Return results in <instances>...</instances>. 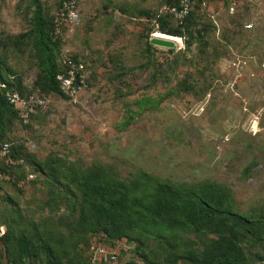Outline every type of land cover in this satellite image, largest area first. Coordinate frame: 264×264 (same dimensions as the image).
Masks as SVG:
<instances>
[{
	"label": "rangeland",
	"instance_id": "obj_1",
	"mask_svg": "<svg viewBox=\"0 0 264 264\" xmlns=\"http://www.w3.org/2000/svg\"><path fill=\"white\" fill-rule=\"evenodd\" d=\"M40 1L52 15L57 0ZM163 4L81 0L74 30L61 50L69 47L87 61L88 86L77 102L42 94L44 106L28 121L15 123L8 138L22 145L30 161L55 158L76 167L98 161L122 175L144 169L173 181L210 178L230 186L240 211L264 208V0H238L234 11L222 0H202L199 15L214 25L207 35L210 44L197 40L183 51L184 39L157 31L153 36L175 46H155L147 56V32L156 29ZM25 6L23 0H0V55L28 90L37 72L35 60L27 49L7 43L29 27ZM235 12L242 25L231 22ZM183 79L189 89L170 93ZM146 97L162 99L151 107L134 104ZM29 160L26 168L35 172ZM51 189L43 174L22 188L1 180L0 222L9 224L16 211L41 225L54 221L64 231L60 220L67 223L70 212L66 201L47 206ZM95 243L108 241L98 234L88 241ZM81 247L87 255L89 249ZM114 247L117 258L111 264H145L132 241L121 239ZM5 258L2 254L0 264L7 263Z\"/></svg>",
	"mask_w": 264,
	"mask_h": 264
},
{
	"label": "trees",
	"instance_id": "obj_2",
	"mask_svg": "<svg viewBox=\"0 0 264 264\" xmlns=\"http://www.w3.org/2000/svg\"><path fill=\"white\" fill-rule=\"evenodd\" d=\"M23 1L26 3L24 12L29 14V27L9 37L7 43L21 52L27 49L35 60L37 72L32 87L27 90L21 76L10 67L6 57L0 55V144L10 142L11 155L24 158L16 178L7 182L16 186L28 173L34 174L28 182H34L37 174L45 175L47 183L53 186L47 206L52 208L56 206L52 203L66 201L70 215L67 223L60 220L65 227L60 231L54 221L41 225L24 220L21 213L13 211L9 224L0 222V261L5 254L6 264H91L89 251L85 255L81 244L90 250L89 238L101 234L108 245H115L121 239L135 243V252L145 264H261L257 262L264 258V208L240 211L226 183L210 178L173 181L144 169L122 175L111 164L98 161L77 167L55 158L30 161L31 155L21 144H12L9 133L15 123L24 119L8 103L5 91L15 89L22 95L39 97L54 93L68 99L56 79L58 73L65 71V66L60 61L62 41L51 35L53 13L46 12L40 0ZM62 1L57 0L56 7ZM177 1L162 0L164 4H177ZM222 1L228 9V0ZM201 3L202 0H194L181 22L160 9L156 29L147 32L145 55L152 53L155 45L149 42V37L157 31L184 39L183 51L190 50L197 40L203 46L209 45L207 35L214 25L204 22L199 15ZM233 14L231 22L241 24L240 18L235 17L240 14ZM201 48L198 51L205 53L206 49ZM73 53L75 58L84 61L80 53ZM213 53H217L214 46ZM111 61L117 67L116 61ZM84 62L88 86L87 61ZM156 77V73H152L151 79ZM186 79L177 82L170 93L188 90L190 84ZM161 99L139 98L134 104L151 107ZM38 108L35 106L26 121L36 115ZM27 159L33 163L35 172L27 170ZM250 168L251 165L244 168L243 174ZM0 170H7L3 162H0Z\"/></svg>",
	"mask_w": 264,
	"mask_h": 264
},
{
	"label": "built area",
	"instance_id": "obj_3",
	"mask_svg": "<svg viewBox=\"0 0 264 264\" xmlns=\"http://www.w3.org/2000/svg\"><path fill=\"white\" fill-rule=\"evenodd\" d=\"M237 1L228 0L230 11H234ZM193 3L194 0H178L177 4H163L161 11L170 14L174 19L181 22L188 15ZM79 5V0H63L56 7L53 12L51 30V35L54 39L63 41L69 37V32L74 30L79 16ZM250 26L251 24H245V27ZM60 61L65 66V71L56 75L59 87L69 101L77 102L81 91L87 87L85 62L75 58L72 49L69 47L61 50ZM5 97L8 103L17 109L19 116L24 120H27L30 113L34 112L35 106H44V100L41 97L34 94L22 95L15 89L5 91ZM0 162H3L7 167V170H0V180L9 181L16 178L18 167L24 164V158L13 157L11 155V144L6 141L0 144ZM32 178H34V174L28 173L25 180L28 181ZM25 180L19 179L17 186L23 185ZM115 245L105 243L92 244V248L89 250L90 263L111 264L117 258L116 250L118 249H114ZM257 263L264 264V258Z\"/></svg>",
	"mask_w": 264,
	"mask_h": 264
},
{
	"label": "water",
	"instance_id": "obj_4",
	"mask_svg": "<svg viewBox=\"0 0 264 264\" xmlns=\"http://www.w3.org/2000/svg\"><path fill=\"white\" fill-rule=\"evenodd\" d=\"M149 42L155 46H160V47L172 48L175 46L174 41L156 36H150Z\"/></svg>",
	"mask_w": 264,
	"mask_h": 264
}]
</instances>
